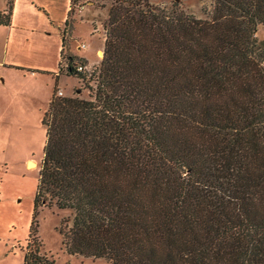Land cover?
I'll use <instances>...</instances> for the list:
<instances>
[{
    "label": "trees",
    "instance_id": "16d2710c",
    "mask_svg": "<svg viewBox=\"0 0 264 264\" xmlns=\"http://www.w3.org/2000/svg\"><path fill=\"white\" fill-rule=\"evenodd\" d=\"M103 26L87 80L65 62L90 98L54 87L34 207L70 211L67 253L109 264H264V0H113ZM23 264L56 263L33 238Z\"/></svg>",
    "mask_w": 264,
    "mask_h": 264
},
{
    "label": "rangeland",
    "instance_id": "374dc122",
    "mask_svg": "<svg viewBox=\"0 0 264 264\" xmlns=\"http://www.w3.org/2000/svg\"><path fill=\"white\" fill-rule=\"evenodd\" d=\"M112 2L73 0L68 19L70 0H13L11 21L0 23V264H23L33 238L39 252L56 264H109L104 258L67 253L60 227L71 212L56 206L35 208L34 201L46 133L43 116L54 87L57 95L61 91L63 96L90 98L82 81L65 73V62L67 55L84 60L86 80L97 70ZM149 2L207 18L215 0ZM6 3L0 0V12ZM257 37L264 39L262 31ZM28 160L35 162L33 168Z\"/></svg>",
    "mask_w": 264,
    "mask_h": 264
},
{
    "label": "built area",
    "instance_id": "2783aa9c",
    "mask_svg": "<svg viewBox=\"0 0 264 264\" xmlns=\"http://www.w3.org/2000/svg\"><path fill=\"white\" fill-rule=\"evenodd\" d=\"M263 65H264V61H263ZM76 68H77L78 71H83L84 70V67L82 65H78ZM58 94L62 95L61 91H59Z\"/></svg>",
    "mask_w": 264,
    "mask_h": 264
},
{
    "label": "bare ground",
    "instance_id": "6f19581e",
    "mask_svg": "<svg viewBox=\"0 0 264 264\" xmlns=\"http://www.w3.org/2000/svg\"><path fill=\"white\" fill-rule=\"evenodd\" d=\"M98 54L101 56L102 55V51L98 52ZM34 165H35V162L34 161L28 162V166H30L31 168H33Z\"/></svg>",
    "mask_w": 264,
    "mask_h": 264
},
{
    "label": "crops",
    "instance_id": "0c3cea01",
    "mask_svg": "<svg viewBox=\"0 0 264 264\" xmlns=\"http://www.w3.org/2000/svg\"><path fill=\"white\" fill-rule=\"evenodd\" d=\"M6 4H7V3H6ZM2 11H3V10H2ZM11 16H12V13H11ZM11 16H10V18H11ZM10 21H11V20H10ZM99 50H101V48H99L98 51H99ZM85 66H86V65H85ZM69 96H71V95H69ZM30 161H31V160H28V162H30ZM28 162H27V163H28Z\"/></svg>",
    "mask_w": 264,
    "mask_h": 264
}]
</instances>
